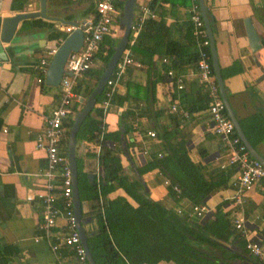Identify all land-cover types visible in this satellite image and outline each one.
<instances>
[{"label":"crops","instance_id":"obj_1","mask_svg":"<svg viewBox=\"0 0 264 264\" xmlns=\"http://www.w3.org/2000/svg\"><path fill=\"white\" fill-rule=\"evenodd\" d=\"M95 2L46 0V15L63 22L40 17L26 19L17 25L9 43H0V53L5 57L4 60L0 58V264H75L71 249L62 248L61 256L58 257L46 245L40 229L41 206L36 200L27 202L26 197L44 190L40 171L45 165V152L36 148L35 139L45 119L61 100L60 88L46 85L40 61L45 59L49 65L51 59L46 55L62 43L64 34L61 28L69 26L67 23H82L94 15ZM137 4L147 6L153 15L152 19L163 22L170 29L172 39L188 44L186 33L192 25L187 0H138ZM206 8L214 20L211 31L230 108L241 129L242 124L247 125L249 134L264 139V0H211ZM37 11L39 2L36 0H0V22L18 14ZM247 19L251 21L261 44L255 53L250 49L245 31L244 21ZM162 59L158 55L154 56L151 69L145 66L128 67L117 90V94L123 96L128 83L142 87L154 84V101L112 105L103 119L104 133L122 131V114L131 108L135 109L130 127L132 129L135 126L136 130L132 129L126 138L134 167L121 149L119 157L123 172L129 176L134 174L137 178L135 170L145 165L152 155L162 153L165 143L161 134L171 131L174 134L171 142L182 139L187 144L188 157L206 182L218 180L221 173L226 175V186L213 192L204 203L209 213L208 219H214L215 211L220 208L222 214L232 222L233 212L240 211L250 237L256 240L260 234L264 239V187L256 185L246 195L241 207L234 206L235 189L232 182L236 178V171L231 167L220 169L225 163L226 152L210 132L207 99L193 73L194 63L173 68L177 75L185 77V81L183 90L176 91L174 87L171 93L168 88L170 81L165 76L169 67L162 63ZM48 65L44 71H47ZM101 65L102 62L97 58L91 71L100 69ZM82 81L86 87L94 84V79L88 73ZM86 98L83 92L78 95L71 116L83 108ZM174 104L177 112L171 113ZM146 108L147 115L140 116ZM184 112L189 114L187 118L183 117ZM91 115L94 116L93 112ZM149 131L156 133L155 139L148 137ZM94 145L100 143L77 142L76 150L80 151L82 171L87 174V178L93 175V180L99 183L103 177L98 160L102 147L97 153L91 148ZM255 151L264 159V140ZM140 177L152 201L177 213L191 212L192 205L188 200L176 203L169 197L166 180L158 170L146 172ZM117 197L126 199L133 208L138 206L119 188L100 197L99 204H106ZM80 203L87 238L98 229L96 220L91 216L96 204L81 200ZM64 224L65 220L60 217L54 232L60 231ZM36 239L40 241L36 242ZM231 242L233 236L225 246L242 255L237 240L233 244ZM261 246L264 248V241ZM202 250L218 253V250L205 245ZM243 256L246 259L240 256L233 264H264V260L258 261L248 254ZM157 264L174 263L161 261Z\"/></svg>","mask_w":264,"mask_h":264},{"label":"trees","instance_id":"obj_2","mask_svg":"<svg viewBox=\"0 0 264 264\" xmlns=\"http://www.w3.org/2000/svg\"><path fill=\"white\" fill-rule=\"evenodd\" d=\"M123 5L124 3L116 4L120 13L123 11ZM207 17L212 29L214 20L208 12ZM191 31L192 28L186 33L189 42L185 45L172 39L170 29L163 22L150 18L144 22L137 37L131 44L128 43L126 48L130 50L135 60L148 69L153 67V57L156 55L170 58V68H177L197 60ZM116 45L115 40L109 37L104 39L102 47L107 46V55L103 57L98 54L96 57L103 66L88 72V75L94 79V84L92 87H86L83 81L80 82L75 89L77 95L83 92L86 97L89 96ZM102 98V94L96 97V104ZM151 99L154 101V84L142 87L128 83L125 95L120 96L116 92L110 104L121 106L124 102L133 103L142 100L147 103ZM131 109L121 116L122 131L104 133L102 113L95 108L92 111L94 116L90 114L86 117L76 135L77 142H99L102 147L98 160L103 169V177L99 183L95 179L88 181L87 174L82 171L81 161L76 158L80 200L96 204L92 208L91 216L96 220L98 229L86 238L95 264H157L161 261L174 264H233L236 259L246 254L245 242L235 235L232 222L222 214L220 208L215 211L214 219L208 220L190 217L189 213L179 214L152 201L135 175L129 176L123 172L119 157L120 138L123 135L126 140L132 131L130 120L135 117V109ZM144 111L139 115H147V108ZM71 117L64 123L68 134L73 123ZM242 131L254 150L264 140L262 137L257 138L249 134L247 125L242 124ZM161 137L165 143L161 157L152 155L145 165L137 169V172L142 176L146 172L158 170L168 182L169 197L176 203L188 200L192 207H204L206 199L213 192L226 186V175L221 173L218 180L206 182L190 161L187 144L182 139L172 143L171 131L163 132ZM110 142L114 146H111ZM67 143L68 139L64 143L66 154ZM117 188L122 189L133 199L138 204L137 208H133L122 197H117L103 205L99 204L100 197L110 194ZM174 188H177L179 193ZM232 236L233 242L237 240L241 247L240 256L233 249L225 246ZM204 245L218 250V253L203 251Z\"/></svg>","mask_w":264,"mask_h":264},{"label":"built area","instance_id":"obj_3","mask_svg":"<svg viewBox=\"0 0 264 264\" xmlns=\"http://www.w3.org/2000/svg\"><path fill=\"white\" fill-rule=\"evenodd\" d=\"M187 1L189 2V21L192 25L191 34L197 52V60L193 64V73L207 98V112L211 121L210 132L219 140L226 152L225 163L220 166V169L224 170L231 167L236 171V178L232 182L235 189L233 202L234 206L241 207L245 202L246 195L256 185L264 187V167L250 155L227 115L212 68L210 41L202 19L199 0ZM124 2L125 0H96L94 15L76 26L61 28V32L64 34L62 42L73 31L80 29L84 36L83 44L79 52L72 53L68 57L59 84L60 103L45 119V124L35 139L36 148L45 152V165L40 171V176L44 179V190L27 196L26 201L36 200L39 202L42 214L40 229L44 234V242L52 253L60 257L62 248L71 249L75 257V264H88V261L76 228L71 171L64 150V143L68 139V132L64 123L74 114L73 103L78 100V95L75 93L78 84L93 68L98 54L103 57L107 55V49L102 47L104 39L106 37L117 39L122 33L118 24L120 12L116 4ZM210 2L211 0H203L206 7ZM150 18H153V15L149 8L136 2L129 44L137 37L144 22ZM56 50L49 51L46 56L51 59ZM162 63L169 67L165 74L170 81L169 92L172 93L174 87L176 91L183 90L185 77L177 75L170 68V58H163ZM47 65L48 62L45 59L40 61L43 74L44 72L46 74L44 69ZM130 66L140 68L142 65L132 57L130 50L126 48L105 84L102 100L95 106L102 113V122L106 112L111 107L110 100L121 86L126 70ZM67 73H70L71 76ZM38 82L41 80L38 79ZM170 111L176 113L177 106L174 104ZM188 116L187 112L183 113L184 118ZM132 129L136 130V127L134 126ZM147 135L151 139L156 138L154 131H149ZM91 148L98 153L101 145H94ZM144 154L147 152L144 151ZM158 157H161V154ZM165 184L168 185V182L165 181ZM174 190L179 193L177 188ZM207 213L205 207L193 206L189 216L201 219ZM60 217L65 220V224L60 231L54 232ZM232 224L235 235L245 242L244 249L250 253V256L258 261L264 260V248L250 237V232L244 224L240 211L235 210L233 212ZM39 241L36 239V242Z\"/></svg>","mask_w":264,"mask_h":264},{"label":"water","instance_id":"obj_4","mask_svg":"<svg viewBox=\"0 0 264 264\" xmlns=\"http://www.w3.org/2000/svg\"><path fill=\"white\" fill-rule=\"evenodd\" d=\"M36 1L39 2V11L32 12V13L18 14L13 17L5 18L1 20L0 22V43H9L12 40L16 32L17 25L26 19L40 17V18L47 19V20L63 22L60 19L51 18L46 15V0H36ZM136 2L137 0H125L124 5H123V11L119 17V27L122 31L120 38H119V42L114 48V52L109 58V61L104 71L101 73L91 93L86 98L83 108L75 115L74 121L72 123V126L68 134L67 159H68V165L71 171V178H72V198H73V206H74V215L76 219V228H77L81 243L85 249L88 264H95V262L89 251L85 231L83 229L84 220L82 219V214H81V203H80V197H79L77 165H76V145H77L76 135L82 123L86 119V117L89 116L94 110L96 103H97L96 97L102 94L105 84L107 80L109 79V77L111 76L116 66V63L118 62L121 54L127 47L129 36H130L131 25L133 22L134 8L136 5ZM199 6H200L204 26H205V29H206V32H207V35L210 41L209 49H210L213 72L216 77V81L219 87V93L224 103L227 115L232 121L238 136L240 137L243 144L246 146L250 155L264 167V159L250 145L249 141L245 137L234 115V112L230 108V105L227 100L226 92L224 89V85L222 82L218 61H217L212 31H211V27H210L209 20L207 17V8L204 5L203 0H199ZM67 25L76 26L77 24L67 23ZM244 26H245V31H246L250 49L253 53H255L258 49L261 48L258 34L256 33L249 19L244 21ZM83 39H84V36H83L82 31L80 29H76L70 35H68L65 38V40L60 44L55 54L52 56L50 63L48 65L46 74H45V83L47 86H50L53 88L59 87L60 81L62 79V75L64 73V66L66 64V61L68 57L70 56V54L79 52L83 44ZM0 58L3 60L5 59V57L3 56V53H0ZM67 75L71 76L70 73H67ZM120 141H121V149H122L124 156L126 157L127 161L130 163V165L134 167L131 161L128 149H127V143H126L124 136H121ZM109 144L113 146L112 142H110ZM101 170L103 171V169ZM135 174L139 182L142 184L144 191L147 192L148 191L147 187L143 183L140 175L138 174L136 170H135ZM92 180H93V175H88V181L90 182ZM208 217H209V213L204 217V220H207ZM257 236H258L257 239L254 241H256L259 245H262L264 241L263 237L260 234H258ZM242 258L246 259L244 256H242Z\"/></svg>","mask_w":264,"mask_h":264},{"label":"rangeland","instance_id":"obj_5","mask_svg":"<svg viewBox=\"0 0 264 264\" xmlns=\"http://www.w3.org/2000/svg\"><path fill=\"white\" fill-rule=\"evenodd\" d=\"M116 42V44H118V42H119V39L118 40H116L115 41ZM103 65H101V67H102ZM74 111V110H73ZM75 114H77L76 112H75ZM72 119H73V121H74V118H75V115L74 116H72L71 117ZM109 122V121H108ZM173 136H174V134H173ZM80 151H79V149L78 150H76V158L79 160V161H81V157H80ZM234 232H235V230H234ZM245 252H246V254H248L249 256H250V253L248 252V251H246L245 250Z\"/></svg>","mask_w":264,"mask_h":264}]
</instances>
